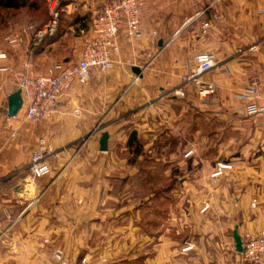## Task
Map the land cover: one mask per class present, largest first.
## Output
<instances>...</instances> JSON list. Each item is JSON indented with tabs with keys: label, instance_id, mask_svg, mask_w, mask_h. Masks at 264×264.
<instances>
[{
	"label": "crops",
	"instance_id": "obj_1",
	"mask_svg": "<svg viewBox=\"0 0 264 264\" xmlns=\"http://www.w3.org/2000/svg\"><path fill=\"white\" fill-rule=\"evenodd\" d=\"M103 1L71 0L67 26L40 47L31 45L26 20L0 29V264H53L56 248L72 262L87 255L91 264H241L236 226L243 239L264 231V161L248 160V151L246 161L232 152L225 158L222 150L237 143L221 140L218 127V152L211 161H197L194 178L190 161H175L172 142L186 132L183 120L191 110L231 130L264 116L238 111L249 103L241 95L254 82V102L264 104V0H139L140 34L129 37L122 25L111 70L92 69L87 83H75L60 99L51 119L9 116V96L23 75L35 77L81 57L91 9ZM9 35L19 41L8 43ZM201 52L216 56L217 65L203 76L215 87L210 96L182 81ZM105 131L109 148L102 151ZM42 138L55 150L52 172L31 183L27 167ZM149 151L153 161H142ZM219 163L233 168L211 177ZM144 164L149 184L142 183ZM159 199L171 204L162 209ZM159 212L164 220L152 216L146 230L141 214ZM176 219L191 229L182 240L173 234ZM126 241L133 254L125 255ZM189 244L194 248L183 251ZM146 246L149 252H140Z\"/></svg>",
	"mask_w": 264,
	"mask_h": 264
},
{
	"label": "built area",
	"instance_id": "obj_2",
	"mask_svg": "<svg viewBox=\"0 0 264 264\" xmlns=\"http://www.w3.org/2000/svg\"><path fill=\"white\" fill-rule=\"evenodd\" d=\"M50 12V20L44 26L28 24L27 31L32 32L31 45L39 46L46 38L56 35L59 29L63 8L61 0H47ZM142 3L139 0H105L91 9V35L85 42L81 57L65 66L53 65L41 75L32 77L23 75L19 80V88L22 89L23 112H18L13 118L19 117L22 113L28 121L39 122L53 118L58 113V102L74 86L75 83H87L92 69L107 72L114 65V55L120 51L117 38L120 28L126 25L129 37H136L141 30ZM205 27L209 23L204 24ZM8 43H17L18 36L9 35L5 38ZM257 46H251L256 50ZM217 65L216 56L212 52H201L196 54L194 65L182 78L184 84H193L200 93L205 96L213 95L215 87L206 83L203 76L210 72ZM138 76L136 77V79ZM257 83L241 95L249 101L240 113L248 115L264 114V104L254 102L258 96ZM184 95V93H180ZM76 113L78 110L75 111ZM195 152L190 148L185 152V157H190ZM55 155L54 148L47 144L46 139H40L39 145L33 150L28 169V182H35L46 178L52 172L51 158ZM229 163H219L212 177L224 175L225 171L232 169ZM209 209L206 203L202 212ZM244 250L241 254V264H264V231L260 234H249L244 239ZM194 248L190 244L183 248L189 251ZM53 264H91V258L83 256L80 261L72 262L70 257L61 248L53 250ZM106 259H103L105 261Z\"/></svg>",
	"mask_w": 264,
	"mask_h": 264
},
{
	"label": "rangeland",
	"instance_id": "obj_3",
	"mask_svg": "<svg viewBox=\"0 0 264 264\" xmlns=\"http://www.w3.org/2000/svg\"><path fill=\"white\" fill-rule=\"evenodd\" d=\"M36 2H37V6L33 9L32 8H22L18 10L1 9L0 29L5 30L7 27L11 26V24L14 25L17 22L19 23L21 22V20L24 21L26 20L29 22V24H36L40 27L44 26L50 20L48 2L47 0H36ZM65 10H66V5L63 7L64 12L62 14L63 16L62 22L63 25L67 26L66 22L68 18L65 15L66 14ZM49 38L50 37L46 38L45 41H49L48 40ZM84 42H86V38L84 39ZM239 120L241 119L239 118ZM240 122L241 121L238 122L237 125L238 128H236V130L234 129L231 130L229 128L234 126H230L229 124L226 125L224 122L222 123L217 118H210L208 116L203 117L199 114H194V111L191 110L188 119L186 120L184 118L183 120V124L188 127L186 132L175 135L174 136L175 140L172 142L173 152L175 154V161L178 160L179 158L180 160L190 161L191 177L196 178L197 161H211L215 153L217 154L218 152L216 148L217 146L215 147V139L217 141L219 136L217 134H214L215 129L218 127L223 128V132L221 134V140L224 141L226 140L228 143L229 140L234 139L237 143L235 148H233V145L232 148L230 146H226V148L224 147L225 149L222 150V155L225 156V158L227 157V155L231 154L232 152L235 156L238 157L239 159L238 161H246V151H248V157H247L248 160L251 158L252 161H264V116H260L258 118H253V119H247V120L244 119V121L242 120V122L241 123ZM178 124L180 125V121L178 122ZM228 125L230 127H228ZM225 127L227 128L225 129ZM198 129H200L202 133L198 134L197 132ZM252 139H254L253 148H251V146L249 145ZM88 140L89 138H87L86 140L85 138L81 139L77 144L78 149L76 146L75 150L78 152L80 148L84 147V145ZM186 148H187L186 151H188L190 148H194L195 150L194 154L191 155L190 157H185L184 155L186 151L184 152V149ZM77 152L75 155H77ZM158 153H160V151H158ZM149 154H154V153L149 151L148 153L144 154V158L142 161H153L148 159V157L150 156ZM149 167L150 166L148 164H144L143 166L141 165L142 170L144 169V172L142 173L141 176L142 181H144L142 182L143 184H149V182L151 181V175L148 170ZM215 170L211 172L210 175L211 177L212 174L215 172ZM171 200H173L172 202H176V200L178 199L173 198ZM170 204H171L170 201L167 203L164 199H159L158 206L159 207L161 206L162 209H165V206ZM152 216L156 217L158 220L160 219L164 220L165 214L160 212L157 215H151L150 213L141 214L142 217L141 222L146 230L149 229L148 227L152 226V223L150 222V218L154 219V217ZM174 221H175L174 222L175 230L173 234L176 238L182 240L183 238L188 236L187 231L188 230L191 231V229H187L188 227H182L180 225L179 219H176ZM157 228H161V224H157ZM126 242L129 244L125 246V255L128 253L133 254L135 248L130 246L131 244L129 241ZM149 249H150L149 246L141 247L140 252L148 253ZM119 264H134V262L124 261Z\"/></svg>",
	"mask_w": 264,
	"mask_h": 264
},
{
	"label": "water",
	"instance_id": "obj_4",
	"mask_svg": "<svg viewBox=\"0 0 264 264\" xmlns=\"http://www.w3.org/2000/svg\"><path fill=\"white\" fill-rule=\"evenodd\" d=\"M133 70L138 75L142 74V70L140 67L135 66L133 68ZM22 107H23L22 89L19 88L18 90H16L15 92H13L9 96L8 115L9 116L16 115L22 109ZM108 142H109V132L105 131L102 133L101 139H100V145H101L100 148L102 151L108 150V148H109ZM238 228L239 227L236 226V228L233 232V236H234V240H235L236 250H237V252L241 253L244 250V240H243L242 236L240 235Z\"/></svg>",
	"mask_w": 264,
	"mask_h": 264
},
{
	"label": "trees",
	"instance_id": "obj_5",
	"mask_svg": "<svg viewBox=\"0 0 264 264\" xmlns=\"http://www.w3.org/2000/svg\"><path fill=\"white\" fill-rule=\"evenodd\" d=\"M71 0H61V7L63 8L65 5H67L68 3H70ZM37 6V2L36 0H0V10L1 9H7V10H18V9H22V8H35ZM64 12V11H63ZM62 12V14H63ZM62 17L61 16V21H60V25H59V29L58 32L56 33L55 36L50 37L48 40H52L54 37H56L58 35V33L60 32V29L63 25L62 23ZM47 41H44L42 44L39 45L42 46L46 43Z\"/></svg>",
	"mask_w": 264,
	"mask_h": 264
}]
</instances>
